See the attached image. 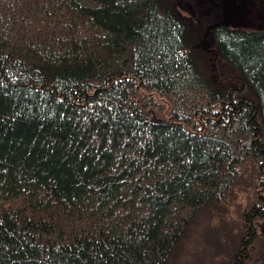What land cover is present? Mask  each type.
<instances>
[{"label":"trees","instance_id":"16d2710c","mask_svg":"<svg viewBox=\"0 0 264 264\" xmlns=\"http://www.w3.org/2000/svg\"><path fill=\"white\" fill-rule=\"evenodd\" d=\"M188 29L171 0H0V264H173L204 212L250 191L225 246L247 264L264 32L212 30L214 79Z\"/></svg>","mask_w":264,"mask_h":264},{"label":"rangeland","instance_id":"374dc122","mask_svg":"<svg viewBox=\"0 0 264 264\" xmlns=\"http://www.w3.org/2000/svg\"><path fill=\"white\" fill-rule=\"evenodd\" d=\"M177 13L187 20L189 39L200 63L205 65L206 73L212 78L228 72L222 68L213 49L202 45L207 30L223 21L225 5L222 0H171ZM229 11L226 27L248 32H264V0H228ZM210 46V45H209ZM250 193V191H247ZM237 191L234 199L226 205L227 215L221 218L215 211L207 210L200 217L193 231L180 245L173 264H227L228 249H232L234 236L240 226V210L246 208L248 194ZM231 203V204H230ZM259 243L251 248L247 264H264V222H258ZM249 238V237H247ZM247 242V239L245 240ZM221 245H218V244ZM221 247V248H220ZM220 248V249H219ZM219 249V250H218Z\"/></svg>","mask_w":264,"mask_h":264},{"label":"water","instance_id":"95a60500","mask_svg":"<svg viewBox=\"0 0 264 264\" xmlns=\"http://www.w3.org/2000/svg\"><path fill=\"white\" fill-rule=\"evenodd\" d=\"M222 1H223L224 5H225V12H224L223 21H222L221 23H218V24H215V25L211 26V27L208 29V32H207V34H206L205 37H204L203 44L197 46V48L203 47V45L205 46V42H206V40H207V38H208V34H209L212 30H214V29H216V28H218V27H226V23H227L228 21H230V20L227 19V14H228V11H229V2H228V0H222Z\"/></svg>","mask_w":264,"mask_h":264},{"label":"flooded vegetation","instance_id":"af4514ba","mask_svg":"<svg viewBox=\"0 0 264 264\" xmlns=\"http://www.w3.org/2000/svg\"><path fill=\"white\" fill-rule=\"evenodd\" d=\"M207 32H208V30H207ZM210 33H211V32H210ZM210 33L208 34V37H209ZM206 34H207V33H206ZM206 34H205V35H206ZM205 43H206V42H205ZM203 48H204V45H203Z\"/></svg>","mask_w":264,"mask_h":264}]
</instances>
